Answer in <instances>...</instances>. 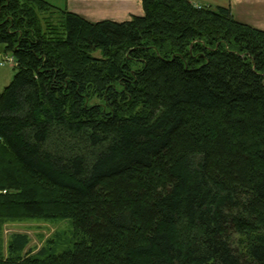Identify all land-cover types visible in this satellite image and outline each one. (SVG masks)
Masks as SVG:
<instances>
[{"label":"trees","instance_id":"16d2710c","mask_svg":"<svg viewBox=\"0 0 264 264\" xmlns=\"http://www.w3.org/2000/svg\"><path fill=\"white\" fill-rule=\"evenodd\" d=\"M141 2L89 22L0 0V221L69 218L77 237L0 264H264V30Z\"/></svg>","mask_w":264,"mask_h":264},{"label":"crops","instance_id":"0c3cea01","mask_svg":"<svg viewBox=\"0 0 264 264\" xmlns=\"http://www.w3.org/2000/svg\"><path fill=\"white\" fill-rule=\"evenodd\" d=\"M50 4L65 8L89 22L110 20L124 22L133 16L144 14L141 0H45ZM195 6L229 8L233 17L253 28L264 30V0H189ZM0 46V63L5 53ZM0 64V83L4 82V70ZM14 70V66L12 67ZM14 75V74H13ZM13 77V76H12ZM11 81V80H10ZM10 83V82H9ZM8 83V84H9ZM7 84V85H8ZM5 85L4 87H6ZM4 89V88H3ZM2 92V90L0 91Z\"/></svg>","mask_w":264,"mask_h":264},{"label":"rangeland","instance_id":"374dc122","mask_svg":"<svg viewBox=\"0 0 264 264\" xmlns=\"http://www.w3.org/2000/svg\"><path fill=\"white\" fill-rule=\"evenodd\" d=\"M95 56L99 57V53L96 52ZM12 67L7 63L3 66L5 77L4 82L0 83V91L12 79L15 72ZM2 192L14 191L3 190ZM76 239L72 220L69 218H7L0 221L2 257H6L10 249H16L20 254L31 255L42 253L48 248L59 251L72 246Z\"/></svg>","mask_w":264,"mask_h":264},{"label":"built area","instance_id":"2783aa9c","mask_svg":"<svg viewBox=\"0 0 264 264\" xmlns=\"http://www.w3.org/2000/svg\"><path fill=\"white\" fill-rule=\"evenodd\" d=\"M5 63L14 66L15 65L14 57L11 54L4 55L0 64H5Z\"/></svg>","mask_w":264,"mask_h":264}]
</instances>
